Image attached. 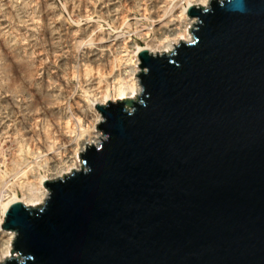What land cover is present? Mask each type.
I'll use <instances>...</instances> for the list:
<instances>
[{
	"label": "water",
	"instance_id": "obj_1",
	"mask_svg": "<svg viewBox=\"0 0 264 264\" xmlns=\"http://www.w3.org/2000/svg\"><path fill=\"white\" fill-rule=\"evenodd\" d=\"M188 15L192 41L139 53V97L96 106L83 170L8 209L0 264H264V0Z\"/></svg>",
	"mask_w": 264,
	"mask_h": 264
},
{
	"label": "rangeland",
	"instance_id": "obj_2",
	"mask_svg": "<svg viewBox=\"0 0 264 264\" xmlns=\"http://www.w3.org/2000/svg\"><path fill=\"white\" fill-rule=\"evenodd\" d=\"M110 1L0 0V203L7 200L14 192L22 194L26 186H32L31 182L34 180L33 175L38 171L37 167L40 168L38 172L44 174L46 168H43L42 163L44 164V162L42 154L39 152L48 153L46 150L44 152L43 148L45 149V145L53 133L52 125H56L60 120L58 125L63 127L70 115L75 110L79 111L78 103L82 104L86 97H88L87 100L94 101V97L86 90L89 88L90 85L87 84L90 82L85 80L86 83L85 78H81L84 77L83 68L85 67L83 65L92 64L91 67L95 68L94 72L98 70V65L95 64V66L87 59L86 46L89 45L87 44L89 37L87 41L83 37L84 29L95 30V33L99 32L98 34L102 31L101 35H105V39L114 40V37L117 36L119 45L116 46L119 47L115 46L114 51L113 49L108 51L107 57L110 60L114 58L113 55L117 56L116 49L118 52L123 50L118 56L133 55L137 51L138 45L145 46L154 40L153 32L146 34L140 40L134 35L133 29L136 25L135 22H137V27L144 25L147 27L151 24L149 16H147L148 12H144V9L145 3H149L146 8L151 9L152 0H112V3ZM134 2H138V8H135ZM176 2L183 5L184 0H176ZM131 24L135 25L132 27ZM52 31H54V35L51 34ZM129 39L132 40L129 42ZM104 64V68L107 67L105 68L107 74L110 67L107 66L106 61ZM79 71L80 73H78ZM80 80L84 81L83 84ZM84 83L86 88H83ZM66 109L69 113L72 112L68 114L69 117L56 118L64 111L68 113ZM76 111L72 114L73 117L71 115L72 119H74ZM53 120L57 123L55 124ZM75 122H77L76 119ZM86 123L89 125L88 121H84V125ZM70 124L76 127L74 130L72 126L74 134L81 131V128L75 126V123L71 122ZM63 128L65 130L67 126ZM69 130L65 131L69 132ZM99 131L102 133V130ZM103 136L105 137V135ZM37 138L39 139L36 140ZM57 150L55 149V152L52 150L51 152H54L52 155H56ZM58 157L61 156H57V159ZM22 169L27 173L23 175Z\"/></svg>",
	"mask_w": 264,
	"mask_h": 264
},
{
	"label": "bare ground",
	"instance_id": "obj_3",
	"mask_svg": "<svg viewBox=\"0 0 264 264\" xmlns=\"http://www.w3.org/2000/svg\"><path fill=\"white\" fill-rule=\"evenodd\" d=\"M111 1H110V3H112ZM179 1H181V0H179ZM209 2H210V0H184L183 5H179V3L176 2V0H152L151 9H153V10L151 12H150V10H151L150 8H149L150 10L146 8V7H148L147 5L149 3L148 4L145 3L146 7L144 9L145 10L144 12H146V13L148 12L147 16H149L151 24L147 26L148 28L144 25L147 28L146 29L143 25H142L143 27H141V26L137 27L136 26L137 22H135L136 25L134 24L135 27L133 28L134 33H135L134 35L136 36V38L141 40L143 37H145L146 34L148 35V33L153 32L154 33V36H153L154 40L148 42L147 45H145V46L144 45H142V46L138 45L137 51L133 55L123 54V55L118 56L120 53L123 52V50L121 52L120 51L118 52L116 49L115 53L117 54V56L113 55L114 58L111 57V58H113L111 60L107 56H108V53L110 52V49L115 48V46L117 44L119 45V41H117V39H116L117 36L114 37V40H110V38L105 39V35H101V32H102L101 30H100L101 31L100 34H98L99 32L95 33V30L84 29V32L82 35H83V37L86 38V41L89 39L88 40L89 43L87 41V44L90 45V47H89V45L85 44L88 46V48L86 46V49H87L86 53L88 54L87 59L90 62L94 63V65L95 64L98 65V67H97L98 70L94 72L95 68L93 69L91 67L92 64L88 65L86 63L87 65H83V67H85V68H83V76L84 77H81V78H83V79L85 78L84 81L86 80V81L90 82V83L88 82L89 84H87V85H90L92 88L90 89V86H89V88L87 87L88 89H86V90H87V93L89 92V94L94 97V101L87 100L88 97H86L85 101L83 99L82 104L78 103V105H80L79 106L80 108L78 111L80 113V115H78L79 113L74 109L78 113V114L75 113L76 115H74L75 116L74 119H72V117H73L72 114L75 112L74 110H73L74 111L73 113L70 111L72 114L69 113V111L67 109L66 110L68 111V113H66L65 111L61 115L58 114L59 112L57 113V115H60V116H56V118L60 117L62 119L69 117L68 114L72 115V117L70 115V117L67 119L68 121L66 120L67 122L65 121V123H66L65 125L67 126V129H65V130L66 131H68V129H70V130H69V132H66L63 128V127H66L65 125L64 126L62 125L63 127H61L60 124L58 125V123H60L59 122L60 120H58V119H57L58 123L55 120L57 124L53 120V122L56 124V125H52L53 129H51L50 128L51 126L49 125V128L51 130H53L52 131L53 133L51 134L52 136L50 135L51 138H49L48 143L46 142L48 145L46 144L45 149L43 148V151L45 152V150H46L48 153L44 154L42 152H39V154H42L41 157L43 158V162H44V164L42 163L43 168H46L44 174L39 173L38 171L40 168L38 169V167H37L36 169L38 171L33 175L34 180H33V182H31V183H33L32 186H29V187L26 186V189H24L22 194L14 192L9 198H7V200L0 203V263L4 262L7 258L16 256L15 253H11V251L13 249L12 241H13L14 237L16 236V232L14 230L3 229V226H2V224L4 222V217L6 216L8 209L16 202H21L28 207H39V206H41L43 203L46 202L47 198L49 197V193H50L49 189H47L45 187L46 181H52V180H57L59 178H64L65 174L72 173V171L74 169H76L78 171L83 170L82 167H84V164H82L83 162L81 161L80 153H84L87 150V148H89L90 146H93V144L95 146H98L99 142L105 138L102 135V133L99 131V129H97L98 124L100 122L105 121V118L102 116L101 112L97 109L96 106L98 104L107 105L108 102L117 101L118 99H126V98L127 99H135L137 96L139 97L141 95V91L143 89V85L141 84V77L137 76V74L140 71H142V69L140 67L141 59L139 57V53L142 50H148V53L152 56H157V54L161 55L164 53H171L174 49L177 48L176 45L181 44V41H184V42L192 41L193 36L190 32V29L193 26V24H195L198 21L197 18L199 19V17L188 15L189 8L192 5H199L202 7H207L209 5ZM134 3L136 4V6ZM134 3H133V5L135 6V8H138L139 7V6H137L138 2L137 3L134 2ZM112 5L114 6V4H112ZM141 16H143V15H141ZM131 25H132V27L134 26L133 24H131ZM98 28L100 29L101 27H98ZM143 31H144V33H143ZM51 34L54 35V31H52ZM97 40H98V42H96ZM131 40L132 39H129V42ZM106 47H108V48L106 49ZM116 47L118 48L119 46H116ZM8 48H9V46H8ZM129 48H130V46H129ZM7 51L9 52V50H7ZM82 51L84 52V50H82ZM113 51H114V49H113ZM124 53H126V52H124ZM81 55H82V52H81ZM81 60H83V59L81 58ZM105 61L108 63L107 66L110 67V68H108L109 72L107 71L108 72L107 74L105 71L106 70L105 68H107V67L104 68V66H103ZM82 63L85 64L84 62H82ZM80 67H81V65H80ZM145 71H146V68L144 67L143 72H145ZM78 73H80V71ZM80 75H78L79 78H80ZM80 82H81V80H80ZM83 82H81V83L83 84ZM85 86H86V84L84 85L83 88H86ZM86 90H85V92H86ZM65 96H67V95H65ZM48 108H49V106H48ZM46 113H47V111H46ZM48 118H49V116H48ZM75 119L77 120V122H75ZM83 120L85 122L88 121L89 125L86 123L85 124L86 126H85ZM71 122L75 123V126H78L79 128H81L80 129L81 131H79V133L74 134L75 133L74 130L76 127H74V125L70 124ZM46 125L48 127V123ZM72 126L74 127V130H73ZM40 135H42V134H40ZM30 136H31V134H30ZM32 136L35 137V135H33V133H32ZM37 136H38V134H37ZM40 137L42 138V136H40ZM44 137H45V135H44ZM30 138H32V137H30ZM39 138H37L36 140H38ZM52 138H53V140H51ZM42 140H43V138H42ZM45 141H46V137H45ZM96 144H98V145H96ZM55 149H58L57 150L58 152L56 151L57 154L52 155V154H54ZM38 150H39V148H38ZM52 150L54 152H51ZM40 151H42V150H40ZM50 155H52V157H50ZM59 155L61 157L60 158L58 157V159H57V156H59ZM32 168H35V167L32 166ZM36 169H35V171H36ZM22 171L24 172L23 175L25 173H27L23 169H22Z\"/></svg>",
	"mask_w": 264,
	"mask_h": 264
}]
</instances>
